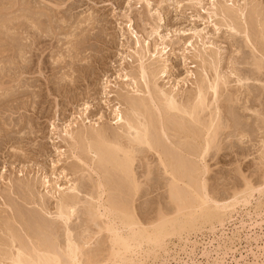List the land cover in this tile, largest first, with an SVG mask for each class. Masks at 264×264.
I'll use <instances>...</instances> for the list:
<instances>
[{"label":"bare ground","instance_id":"1","mask_svg":"<svg viewBox=\"0 0 264 264\" xmlns=\"http://www.w3.org/2000/svg\"><path fill=\"white\" fill-rule=\"evenodd\" d=\"M203 1L188 0L200 6ZM209 1V19H218L217 32L226 27L234 38H243L250 53L242 52L241 62L225 72L223 50L208 28H192L188 31L195 42L187 40L191 49L185 52L194 49L195 71L173 78L168 49L180 42L170 38L172 33L163 35L160 9L158 23L147 36L128 19L123 28L133 42L129 54L120 55L122 72L104 80V103L115 127L98 123L103 114L90 120L86 113L93 102L78 110V119L54 126L68 148L58 152L57 162L69 152L74 178L62 183L65 178L54 174L57 179L51 184L44 174L42 196L34 193L37 188L30 181L16 185L43 214L4 201L14 216L1 219L0 264H224L226 258L235 259L244 241L258 242L247 232L254 223L264 224V174L259 187L246 178L242 190L226 199L210 192L208 175L213 156L228 145L238 148L250 134L247 112L264 130V9L255 0ZM138 2L151 6L149 0ZM91 18L84 23L90 25ZM182 32L187 31L175 36ZM166 79L173 81L170 88L159 84ZM190 82L194 87L181 91ZM162 189L171 207L141 219L138 202ZM77 219L84 227L81 232L74 226ZM99 236L103 244L90 248Z\"/></svg>","mask_w":264,"mask_h":264},{"label":"rangeland","instance_id":"2","mask_svg":"<svg viewBox=\"0 0 264 264\" xmlns=\"http://www.w3.org/2000/svg\"><path fill=\"white\" fill-rule=\"evenodd\" d=\"M150 1L151 6L148 8L147 4L139 3L138 0H0V223L4 216H14L11 208L5 205L6 200L11 203L15 201L12 205L22 206L25 210L34 209L42 213L38 206L26 201L27 197L30 199L29 195L24 194L26 191L17 190L20 188L16 185L22 181L34 183L32 185L37 188L34 193L42 196L46 194L42 186L46 173L51 184L57 179L55 175L65 178L62 183L68 181L67 177L73 176L71 170L75 162L74 159L67 160L69 152L64 161L57 162L61 159L58 152L68 148L58 139L61 131L53 130L54 126L61 128L64 122L68 123L74 116L78 119V110L93 102L86 113L90 120H97L103 114L104 119L98 123L101 126L115 127L111 121L113 117L109 115L110 110L104 103V80L107 76H116L122 72L120 55L129 54L127 47L133 42L130 34L123 28L128 19L131 18L132 25L140 35L147 36L151 27L158 23L157 11L160 9L165 17L161 30L163 35L172 33L170 38L180 42L168 49L171 60L168 73L173 78H185L188 71H195L191 59L194 49L185 52L186 48H190L189 41L195 42L192 39L193 33L188 31L192 28H208L207 31L214 36L211 38H214L212 41L215 40L216 47L223 50L225 60L222 67L225 72L234 63L237 64V60L241 62L242 52L250 53L244 46L243 38H234L226 27L217 32L215 23L218 19H209V0H204L201 6L189 3L188 0ZM161 1L164 3L161 4ZM241 1L235 0L243 4ZM255 1L264 9V0ZM87 18L92 20L90 25L84 23ZM180 30L188 33L182 32L175 36L176 31ZM238 49H241V53H237ZM242 66L240 67L243 68ZM172 83L169 79L159 82L160 86L166 88H170ZM182 87L181 91H189L194 86L190 82ZM246 115L248 124L252 125L248 137L243 143H237L238 148L224 145L226 151L224 149L209 161V189L220 199L230 198L237 188L242 190L246 178L257 187L262 184L263 125L251 112ZM89 124L91 123L88 126ZM164 191L165 189L155 191L138 202L141 219L153 215L159 208L171 207L163 197ZM52 203L53 201H49L51 209L54 205ZM245 219L248 220L247 217ZM80 221H74V226L79 228L78 232L84 229ZM236 226H240V220ZM93 229L96 230V227ZM247 234L253 238L256 236L258 242L252 241L249 245L244 241L241 252L236 254L235 259L226 258L227 263L225 261L224 264L263 263L264 224L254 223ZM104 240L101 236L96 237L90 248L96 249ZM257 247H260V251ZM200 261L205 262L204 259ZM151 263L154 264L152 260L148 264Z\"/></svg>","mask_w":264,"mask_h":264}]
</instances>
